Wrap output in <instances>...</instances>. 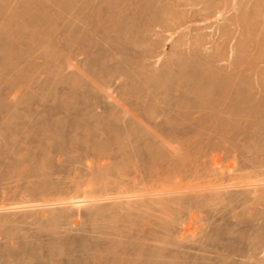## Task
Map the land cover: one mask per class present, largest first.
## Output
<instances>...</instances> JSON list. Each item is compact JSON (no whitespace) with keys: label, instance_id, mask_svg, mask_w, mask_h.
Returning <instances> with one entry per match:
<instances>
[{"label":"rangeland","instance_id":"obj_1","mask_svg":"<svg viewBox=\"0 0 264 264\" xmlns=\"http://www.w3.org/2000/svg\"><path fill=\"white\" fill-rule=\"evenodd\" d=\"M87 140L109 157L78 163ZM122 163L109 194L87 181ZM246 182L264 183V0H0V264H215L219 244L264 264V186L215 190ZM78 183L115 195L13 206Z\"/></svg>","mask_w":264,"mask_h":264},{"label":"bare ground","instance_id":"obj_2","mask_svg":"<svg viewBox=\"0 0 264 264\" xmlns=\"http://www.w3.org/2000/svg\"><path fill=\"white\" fill-rule=\"evenodd\" d=\"M172 84V83H171ZM232 86V85H231ZM232 89V88H231ZM224 92V91H223ZM108 138V137H107ZM115 139V138H114ZM114 139H113V141H114ZM124 139V138H123ZM92 140H94V139H92ZM96 140V139H95ZM111 140V139H110ZM110 140H108V141H110ZM99 141V140H98ZM97 141V142H98ZM104 141H107V140H104ZM132 140H130V142H131ZM134 141V140H133ZM132 141V142H133ZM79 142V141H78ZM91 141H83V142H81L80 141V143H81V145H79L80 147H85V148H80L79 150L82 152V154L80 153L79 155H81L80 157H77L76 159H78L77 160V162L79 163V161L80 160H82V159H80L79 160V158H83L84 157V155H83V153H86V155H85V157L84 158H88V156L89 157H91L92 156V160H95V159H97L98 157H100V158H103L104 157V155H108L109 154V152H111V146L112 145H114L113 143H111L112 145L111 146H109L108 147V145H106V146H100V144H96V142H92V143H90ZM117 143H118V140H117ZM117 143H115V144H117ZM75 144V143H74ZM93 145H98V147L97 148H92L93 147ZM118 145H120V144H118ZM115 147V146H114ZM117 149H118V152H120L119 154H121V153H123V151H124V153H125V150H122V148H120V146H118L117 147ZM77 151V150H76ZM114 151V149H112V155H111V158H113L112 156H114L113 155V153H116V148H115V151ZM122 151V152H121ZM56 152V155H57V153H58V155H59V152H57V151H55ZM78 152V151H77ZM61 153V152H60ZM67 153V152H66ZM126 153H127V151H126ZM129 153V152H128ZM127 153V154H128ZM131 153H133L132 151H131ZM65 154V153H64ZM64 154H62L61 153V155H59V156H63ZM68 154V153H67ZM32 155V154H31ZM55 155V154H54ZM83 155V156H82ZM91 155V156H90ZM117 155V154H116ZM115 155V157H119V155H117L116 156ZM123 155H125V154H123ZM132 154H130V156H131ZM37 156V155H36ZM59 156H58V158H59ZM67 156V155H66ZM66 156H63V157H66ZM87 156V157H86ZM128 159H126V162L127 161H130V157H129V155H125ZM124 156V157H125ZM38 157V156H37ZM60 157V158H61ZM74 157V156H73ZM93 157L95 158V159H93ZM108 157H109V155H108ZM107 157V158H108ZM28 158H29V156H28ZM69 158V157H68ZM111 158H108V159H111ZM120 158V157H119ZM135 158V157H134ZM104 159H105V157H104ZM113 159H116V158H113ZM112 160V159H111ZM73 160H71L70 162H72ZM83 161V160H82ZM77 162L75 161V163L77 164ZM88 162H89V160H88ZM100 162V161H99ZM107 162V161H106ZM135 162V161H134ZM64 163V162H63ZM81 163V162H80ZM103 162H101V164H102ZM123 163H125V162H123ZM118 164L116 167H107V166H103V165H99V166H94V165H91V164H89L88 166H87V174H86V176H88V178L87 179H89V180H87V181H90V185H91V183H94V184H103V190H101V192H102V194H104L103 192H106L107 193V191L106 190H108L109 189V186H108V183L107 182H105V180L109 177L108 175H110V173H111V171L112 172H114L113 170L115 169L116 171H120V172H122V173H125L126 171H127V168H126V165L125 164ZM60 164H61V162H60ZM65 164V163H64ZM70 164V163H69ZM71 165V164H70ZM215 165H216V163H215ZM38 166V165H37ZM48 166V165H47ZM46 165H44L43 164V167L45 168V167H47ZM64 166V165H63ZM63 166H62V168H63ZM69 166V165H68ZM113 166V165H112ZM115 166V165H114ZM214 166V165H213ZM56 167V166H55ZM60 167V166H59ZM83 167V166H82ZM49 168V167H48ZM58 167H56V169H57ZM69 168V167H68ZM76 168V167H75ZM47 169V168H46ZM53 169H55V168H53ZM52 169V170H53ZM60 169V168H59ZM64 169V168H63ZM62 169V170H63ZM112 169V170H111ZM51 170V171H52ZM67 170V169H66ZM73 170V169H72ZM76 170V169H75ZM78 170L79 171H81L79 168H78ZM33 171V170H32ZM50 171V170H49ZM71 171V169H69V172ZM79 171H77V172H79ZM243 171V170H242ZM241 171V172H242ZM58 172V171H57ZM65 173V171L63 170L62 172H61V174L62 173ZM110 172V173H109ZM132 172V171H131ZM109 173V174H108ZM52 174H54V172L52 173ZM244 175V174H243ZM248 175V174H247ZM86 176H84V177H86ZM111 176H115V174L113 175V174H111ZM110 176V177H111ZM54 177V176H53ZM67 177V176H66ZM82 177V176H81ZM80 177V178H81ZM83 177V178H84ZM116 177V176H115ZM117 178V177H116ZM243 178V177H242ZM82 179V178H81ZM109 179V178H108ZM119 179V178H118ZM218 180V179H217ZM223 180V179H222ZM243 180V179H242ZM241 180V181H242ZM250 180V179H249ZM27 181V180H26ZM70 181V180H69ZM122 181V180H121ZM231 181V180H230ZM230 181H229V183H230ZM79 182V181H78ZM82 182V181H81ZM252 182V181H251ZM227 183V182H226ZM234 183V182H233ZM247 183V182H246ZM260 183V182H259ZM250 183V182H248L247 184H245V183H243V184H239V183H237V185H233V186H222V187H218V188H216L215 190L216 191H219V190H231V189H237V188H252V187H254V189H256L257 187H260V186H264V183ZM232 184V183H231ZM235 184V183H234ZM65 185V184H64ZM87 185V184H86ZM117 185H119V187H120V184H117ZM116 185V186H117ZM220 185V184H219ZM226 185V184H225ZM58 188V187H57ZM89 189H83V185H80V183H78L77 185H74L73 187H70V188H68L67 190H56V191H54V192H49V193H44L43 194V196L42 197H38V195H35V194H33V196H31L30 197V200H26V199H23L22 200V202H20V200H19V202H18V200L15 202V200H13L14 202H15V204L16 203H20V204H22V205H24L25 204V206H26V204L28 205V204H32V202H33V204H34V202H36V203H38L40 200H42V201H40L39 203H41V202H44V203H41V204H44V205H39V203H38V205L40 206V207H48V206H51V207H55V206H60V207H65V206H72V207H77V209L78 210H81V208L82 207H86L87 205L89 206V205H93V204H98V203H100V202H105V201H107V200H109L110 201V199H111V197H113L115 194H114V191L113 192H110V194H114L113 196L111 195V197H110V199L109 198H106L105 199V197L104 198H102V197H100V198H98L99 196H95V194L97 193V192H93L94 191V189H91L90 187H88ZM120 188H118V190H119ZM53 190H55V188L53 189ZM93 190V191H92ZM112 190H115V189H112ZM121 190V189H120ZM204 190V189H203ZM213 189H211L210 191H212ZM214 190V191H215ZM262 190V189H261ZM127 191L128 192H126L127 194L129 193V190L127 189ZM198 191V190H197ZM202 191V190H201ZM200 191V192H201ZM205 191V190H204ZM207 191V190H206ZM255 191V190H254ZM125 192V191H124ZM146 192V191H145ZM148 192V191H147ZM184 193H185V191H183ZM261 192V191H260ZM105 193V194H106ZM115 193H117V191L115 192ZM123 193V192H122ZM125 193V194H126ZM132 193V192H131ZM176 193V192H175ZM98 194V193H97ZM101 194V193H100ZM107 194H109V191H108V193ZM118 194H119V192H118ZM121 194V193H120ZM125 194L124 195H122V196H125ZM159 194V193H158ZM170 194V193H169ZM241 194V193H240ZM246 194V193H245ZM31 195V194H30ZM129 195V194H128ZM127 195V196H128ZM131 195V194H130ZM146 195V194H145ZM144 195V196H145ZM152 195V194H151ZM154 195V194H153ZM152 195V196H153ZM247 195V194H246ZM105 196H107V195H105ZM110 196V195H109ZM116 196H117V194H116ZM122 196H120L121 198H124V197H122ZM126 196V197H127ZM132 196V195H131ZM130 196V197H131ZM159 196H160V194H159ZM166 196V195H165ZM137 197H139V196H137ZM143 197V196H142ZM146 197V196H145ZM150 197V196H149ZM120 198V199H121ZM132 198V197H131ZM133 198H135V196L133 195ZM132 198V199H133ZM139 198H141V197H139ZM204 198V197H203ZM234 198H236V197H234ZM130 199V198H129ZM241 199V198H240ZM252 199V198H251ZM112 200H114V198H112ZM111 200V201H112ZM118 200V199H117ZM8 201V200H7ZM51 201H54V203H51V204H46V203H49V202H51ZM234 201H236V202H238V203H241V204H247L249 201L247 200V199H242V200H234L233 199V201H231L230 202V205H233V202ZM240 201H242V202H240ZM4 202V201H3ZM206 201L204 200H200V207L201 206H204L205 204H207V202L205 203ZM235 202V203H236ZM14 204V203H13ZM180 204H182V205H184L185 206V204L186 203H179V205ZM188 205H186V206H188L189 207V203H187ZM190 204L192 205L193 203H191L190 202ZM194 204H195V202H194ZM3 205V204H2ZM21 205V207L22 208H24L23 206ZM34 205H36V204H34ZM33 205V206H34ZM235 205H237V204H235ZM8 206H11L12 207V205L10 204V205H8ZM13 206H18L17 204L16 205H13ZM29 206V205H28ZM28 206H27V208L26 209H29L28 208ZM194 206V205H193ZM238 206V205H237ZM245 206V205H244ZM247 206H248V204H247ZM4 207H6V206H4ZM20 207V206H19ZM19 207H17L18 208V210L20 209ZM30 207H32V206H30ZM36 207V206H35ZM180 207H182V206H180ZM192 207V206H191ZM195 207H196V205H195ZM200 207H199V209H200ZM10 208V207H9ZM16 208V207H15ZM16 208V209H17ZM239 208V207H238ZM12 209L13 210H15L13 207H12ZM32 209V208H31ZM181 209H183V207L181 208ZM193 209V208H192ZM0 210H8L7 208H1ZM11 210V209H10ZM20 210H22V209H20ZM188 210V209H187ZM189 211H191V210H189ZM66 212V211H65ZM257 212V211H256ZM69 213V212H68ZM91 213H93V212H91ZM262 214V213H261ZM66 215H61L60 216V220H63V219H65L66 217H65ZM234 217V216H233ZM211 218V217H210ZM235 219H237V221L235 222V223H233V225L235 224L236 226H239V227H241L242 225H245V226H247L246 225V223L244 224L242 221H239L238 220V218H237V216H235L234 217ZM253 220V219H252ZM258 219H256V221H257ZM53 221L55 222H61V221H59L58 219L57 220H54L53 219ZM249 221V220H248ZM255 221V220H254ZM226 222V221H225ZM247 222V221H246ZM252 222V221H251ZM251 222H249V223H251ZM230 223V222H229ZM234 225V226H235ZM261 225H263V224H261ZM260 226V225H259ZM258 226V227H259ZM253 227H254V225H253ZM253 227H251V228H253ZM241 228H243V227H241ZM263 228V227H262ZM218 229V228H217ZM247 229V228H246ZM215 230V229H214ZM263 230V229H262ZM232 234V233H231ZM240 235V234H239ZM245 235V234H244ZM257 235V234H256ZM261 235V234H260ZM236 236V235H235ZM222 237V236H221ZM239 237V236H238ZM252 237V236H251ZM251 237H249V238H251ZM261 237V236H260ZM233 239V238H232ZM226 240V239H225ZM230 241H231V239H229ZM244 240V239H243ZM248 240V239H247ZM259 240V239H258ZM249 241V240H248ZM253 241V240H252ZM220 242V241H219ZM223 242V241H222ZM225 242V241H224ZM204 244V243H203ZM250 246V245H249ZM209 247H211V245L209 246L208 244L205 246V248L204 249H206V248H209ZM236 247V246H235ZM203 248V247H202ZM234 248V247H233ZM248 248V247H247ZM166 249V248H165ZM203 249V250H204ZM211 249H213L216 253H219L220 254V257L219 256H217V258H211L210 260L212 261V262H216V263H218V261H217V259H220L221 260V264L222 263H226V262H229L228 264H238L237 263V261H236V259L235 260H233L232 258H234V257H237V256H245L246 255V252H244V253H241V255H238L240 252L239 251H235L234 249L233 250H231V248L229 249V247H228V245H223V244H219V245H213L212 247H211ZM245 249V248H244ZM168 250V249H167ZM210 250V249H209ZM213 250H211V251H213ZM249 250V249H248ZM257 250V249H256ZM244 251V250H243ZM246 251V250H245ZM251 251V250H250ZM182 252V251H181ZM261 252V251H260ZM139 255H141V254H139ZM256 255V254H255ZM254 254H252V255H250V254H247V257L251 260V264H254V263H256L257 261H256V256H255ZM154 256V255H153ZM155 257V256H154ZM75 258V257H74ZM164 258V257H163ZM162 258V259H163ZM181 258V257H180ZM247 258V259H248ZM151 259V258H150ZM208 259H209V257H208ZM231 259L233 260L232 262H231ZM244 259V258H243ZM248 259V260H249ZM254 259V260H253ZM209 260V261H210ZM245 260V259H244ZM249 260V261H250ZM252 260H253V263H252ZM264 260V259H263ZM158 262V261H157ZM259 262V261H258ZM26 263V262H25ZM156 263V262H155ZM215 263V264H216ZM244 263V262H243ZM246 263V262H245ZM248 263V262H247ZM260 263V262H259ZM259 263H257V264H259ZM263 263V262H262ZM146 264V263H145ZM158 264H159V262H158ZM208 264V263H207ZM214 264V263H213Z\"/></svg>","mask_w":264,"mask_h":264}]
</instances>
